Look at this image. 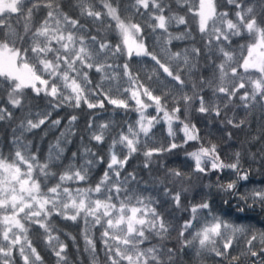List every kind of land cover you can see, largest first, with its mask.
<instances>
[{"label": "snow or ice", "instance_id": "obj_1", "mask_svg": "<svg viewBox=\"0 0 264 264\" xmlns=\"http://www.w3.org/2000/svg\"><path fill=\"white\" fill-rule=\"evenodd\" d=\"M0 264H264V0H0Z\"/></svg>", "mask_w": 264, "mask_h": 264}, {"label": "trees", "instance_id": "obj_2", "mask_svg": "<svg viewBox=\"0 0 264 264\" xmlns=\"http://www.w3.org/2000/svg\"><path fill=\"white\" fill-rule=\"evenodd\" d=\"M249 222L255 224L257 227H261L260 217L259 216L253 215V218Z\"/></svg>", "mask_w": 264, "mask_h": 264}]
</instances>
